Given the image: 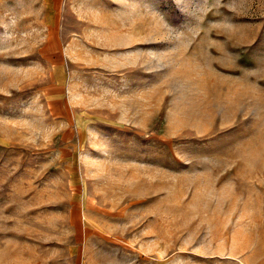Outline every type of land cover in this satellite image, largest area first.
<instances>
[{
	"label": "rangeland",
	"instance_id": "1",
	"mask_svg": "<svg viewBox=\"0 0 264 264\" xmlns=\"http://www.w3.org/2000/svg\"><path fill=\"white\" fill-rule=\"evenodd\" d=\"M0 264H264V0H0Z\"/></svg>",
	"mask_w": 264,
	"mask_h": 264
}]
</instances>
